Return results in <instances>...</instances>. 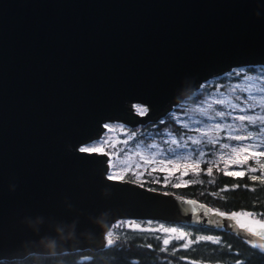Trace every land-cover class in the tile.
<instances>
[{
  "label": "water",
  "instance_id": "water-1",
  "mask_svg": "<svg viewBox=\"0 0 264 264\" xmlns=\"http://www.w3.org/2000/svg\"><path fill=\"white\" fill-rule=\"evenodd\" d=\"M259 63L264 0H0V258L99 248L121 217L264 243L193 213L183 201L212 208L196 197L108 180L110 156L78 150L107 120H158L206 79Z\"/></svg>",
  "mask_w": 264,
  "mask_h": 264
},
{
  "label": "snow or ice",
  "instance_id": "snow-or-ice-1",
  "mask_svg": "<svg viewBox=\"0 0 264 264\" xmlns=\"http://www.w3.org/2000/svg\"><path fill=\"white\" fill-rule=\"evenodd\" d=\"M244 72V69L233 70L232 72L226 73L228 77H240ZM214 82H209L211 86ZM224 85H218L215 87V91L209 93V97L204 101L201 106L193 109L194 113H197L199 117L203 119L189 117L188 122H182V127L188 129L190 132L195 133V135L181 136L179 139L172 137L169 134L170 139L164 141L165 144L174 145L175 147L161 148L159 144L152 143L143 146L145 150L141 151V145H136L135 150L128 149L127 145L131 141L136 133L133 132L128 135V138L119 143L123 144L125 147L116 150L114 153L112 151H105L103 147H80L78 150L81 153H98L110 156L109 165L112 168H122L123 171L127 172L132 170L134 167L137 170L143 169L148 172V175H152L154 172L166 173L164 176V184L167 186L169 180L168 177L174 175L176 172H180V176H187L191 174H199L201 171V164H207L205 170V175H213V166L217 167L219 170V164L223 162L224 164V175L240 178L251 172L256 173L258 169L254 166H249L248 168L241 171H228L226 170L230 165H235L242 167L248 165L249 160L255 161L259 164V170H261L260 175H251L249 179L253 182L261 181L264 183V163H261V158H264V74L260 77H253L247 75L243 77V82H237L230 85L227 89V94L221 91ZM242 93L243 95H237V93ZM215 106H221L217 108ZM259 109L257 112L256 110ZM140 115H144L147 112L145 108H137ZM252 113V114H249ZM177 122H181L177 118ZM249 126H252L253 130H249ZM105 128L108 125H104ZM110 130V129H109ZM223 133V136L221 135ZM224 141H248V143L240 144H230ZM101 145L110 144L111 141L105 139L98 142ZM192 146V147H190ZM207 146H211L216 149L214 152H206L204 149ZM218 146V147H217ZM115 149V145H113ZM178 149H183V152H178ZM120 152L124 153V156H120ZM171 154V155H169ZM138 157V161L133 165L129 163L133 157ZM208 156L209 159H205ZM115 159H120L121 164L118 166L114 163ZM150 169V170H149ZM137 175L142 176L143 171L137 173ZM108 180L120 181L123 179L122 176L117 175L116 172H112L107 176ZM179 179V177H177ZM154 182L159 183L158 178H154ZM203 183V181L187 180L182 183L173 184V187L188 186L192 183ZM210 183L213 181H209ZM143 186V185H141ZM240 187V185H232V189ZM244 187H248L245 185ZM152 191V189H149ZM250 190H255L250 189ZM221 191H229L227 185ZM184 203L191 205V211L196 213L198 210H203L204 216H218L222 219H228L235 221L239 225L240 229L245 230L248 234L258 237L261 241H264V223L260 221H255L254 223L259 225V229L250 226L238 219L240 216H252L249 212H232L226 213L219 211L218 209H213L207 207L204 204H199L196 200H186ZM198 205V208H197ZM210 224L220 225L219 220H210ZM129 227L135 229L139 228L134 222H129ZM231 227V225H228ZM164 233H176L178 229L165 227L160 225L159 229ZM187 234L181 231L176 237L177 239L185 238ZM109 239L107 243L112 244L110 237L112 233L108 234ZM202 241L220 243L219 237H214L211 235H201L193 239H188L186 243L181 245L182 248L187 249L193 243H199ZM170 243V238L163 239V245L166 250ZM252 247L258 248L264 251V243H256L255 241H249ZM151 247V245H149ZM179 250V249H177ZM239 264V257H236ZM192 264V262H189Z\"/></svg>",
  "mask_w": 264,
  "mask_h": 264
},
{
  "label": "trees",
  "instance_id": "trees-1",
  "mask_svg": "<svg viewBox=\"0 0 264 264\" xmlns=\"http://www.w3.org/2000/svg\"><path fill=\"white\" fill-rule=\"evenodd\" d=\"M245 67L252 71L255 70L253 64H245ZM226 73L228 72H223L203 81L197 89L187 96V99L196 102L206 91L210 92L213 87L223 85L228 79ZM210 81L214 82L211 86H209ZM167 126L180 134L183 131H186L185 134L189 133L187 129L182 127L181 123L176 122L168 114L158 120H149L134 126L129 125L128 131L135 132L136 138L148 139L152 133L161 135L160 133ZM111 149L114 150L113 147ZM260 174L261 171L249 172L243 179H240L226 176L224 170L215 168L212 176L205 175V170H201L191 180L203 181V183H192L186 187H173L170 184L165 186L162 182L157 183L148 178L142 182L149 187L196 197L210 204L212 208L226 213L245 211L258 216L259 219H264V183L261 181L253 182L249 179L251 175ZM127 177L134 178L130 174ZM209 181L213 182L210 183ZM225 185L228 186L229 191H221ZM232 185H240V187L233 190ZM245 185L248 187H244ZM253 188L254 191L250 190ZM142 220L147 219L121 217L115 220L108 230V234L112 233L111 245L107 243L95 249L84 247L65 249L54 253L32 251L21 257H2L0 264H189V262L192 264H238L236 257H239V264H264V251L252 247L248 241L239 238L234 233L216 226L182 223L195 231L203 232L205 235L219 237V244L202 241L193 243L189 248L184 249L181 247L184 242L174 239L169 243L166 250H163L165 249L163 245L164 235L159 234L160 231L142 225L135 229L128 226L129 222L138 225L137 222Z\"/></svg>",
  "mask_w": 264,
  "mask_h": 264
},
{
  "label": "rangeland",
  "instance_id": "rangeland-1",
  "mask_svg": "<svg viewBox=\"0 0 264 264\" xmlns=\"http://www.w3.org/2000/svg\"><path fill=\"white\" fill-rule=\"evenodd\" d=\"M253 65H255V70H253V71L246 69L245 65L234 66L233 68L227 70V72L229 73V72H232L233 70L238 71L240 69H244V72L241 74L240 77H235V76L228 77L227 81H225L223 83L224 87L221 88V91L225 92L227 94L228 87L234 83H237V82L242 83L244 76L251 75L253 77H260L262 74H264V63L253 64ZM213 91H215L214 87L211 89L210 92H213ZM210 92L206 91V93L204 95H202L197 101L195 100L196 102H194L191 99L190 100L187 99V96H186L180 102L176 103L168 111L167 114L170 117L174 118L176 120V122H177V118H179V120L181 121L179 123H181V124H182V122H188L189 117L203 119V117H199V115L197 113H194L192 110L201 106V104L208 99ZM237 95H243V94L238 92ZM133 105H134L135 109H137L138 107L146 109V105L142 102L135 101L133 103ZM215 107L220 108L221 106H215ZM256 111L258 112L259 109H257ZM249 114H252V113H249ZM105 124L108 125V127L105 128L104 131L99 136H96L94 138L89 139L88 141H85L84 143L81 144V146L82 147H94V148L103 147L105 149V151H112L113 153L118 149L124 148L125 146L119 142L126 140L128 138V135H130L132 133V132L128 131L129 125L123 121H118V120H113V119L107 120L105 122ZM133 130L135 131V128ZM249 130H253L252 126H249ZM185 133H186V131H183L181 134L177 133L170 126H167V127H164V129L160 133L161 135H157V134L152 133L148 136L149 137L148 139H144V137H141V138L134 137L131 141H129L127 148L135 150L136 145L139 144V145H141V151H150V150H145L143 146L148 145V144H152V143L159 144L161 148H165V149L168 147H175L174 145L165 144L164 141L170 139L169 134H171V136L175 137L176 139H179L181 136L195 135V133L190 132V131L187 134H185ZM145 135H146V133H145ZM221 135L223 136V133ZM105 139L111 141L112 143L104 144V145H101L98 143L100 140H105ZM222 142H227V143H230L233 145L240 144V143H248V141L238 142V141H224V140H222ZM113 145L116 146V148L114 150L111 149L113 147ZM190 147H192V146H190ZM204 150L206 152H209V153L216 151V149H213L211 146L205 147ZM177 151L183 152L184 150L178 149ZM169 155H171V154H169ZM120 156L123 157L124 153L120 152ZM138 159H139L138 157L134 156L132 158V160L129 161V163L134 165L138 161ZM205 159L207 160V159H209V157L206 156ZM108 160H110V157ZM260 162L264 163V158H261ZM114 163L119 166L121 164V160L115 159ZM207 166H208L207 164H201V170H206ZM249 166H254L258 169V171H261V170H259V164L255 163V161H253L251 159L249 160L248 165H244L242 167L230 165L226 170H228V171H241V170L248 168ZM215 168H217V167L213 166V170ZM219 169L225 170L223 162H221L219 164ZM140 171H143L142 176L137 175V173ZM112 172H116V174L122 176L123 179L128 178V179L134 180V181L139 182V183L144 184V185H146V184L143 183L142 180H145L146 178L153 179V180H154V178H158L159 181L164 184V176L166 175V173H161V172L157 171V172H154L150 176V175H148L147 171H144L143 169L137 170L134 167L132 168V170L125 172V171H123L122 168H119V167L118 168H112L109 165L108 173L110 174ZM129 174L131 176H133L134 178L127 177V175H129ZM194 175L195 174L190 173L187 176H180V172H176L174 175L168 177V180H169L168 184L173 185L176 183H182L183 181L191 180V178ZM177 177H179V179H177ZM233 212H235V211H233ZM244 212L245 211H240V213H244ZM227 213H232V212H227ZM146 219L147 220H145V221L142 220L140 222H137V224L139 226H141V225L147 226V227L154 229V230H158L160 225H164L165 227H169V228L178 229V231L176 233H164V232L158 230L161 232L159 234L164 235L163 236L164 239L170 238V242L174 241V239H177L176 237L179 235V233L181 231H183L187 235L185 236V238L177 239V240H180L184 243H186L188 239L195 240L196 237L201 236V235H205L203 232L195 231L193 228L185 226L184 224L179 223V222H173V221L168 222V220L165 221L163 219H155V218H146ZM238 219H240L242 222L249 224L250 226L256 228L257 230H260L259 225L255 224L254 222L260 221V222L264 223V219H259V217L255 216V215L240 216ZM262 231H264V230H262ZM192 234H193V236H192ZM177 244H179V243H177Z\"/></svg>",
  "mask_w": 264,
  "mask_h": 264
},
{
  "label": "clouds",
  "instance_id": "clouds-1",
  "mask_svg": "<svg viewBox=\"0 0 264 264\" xmlns=\"http://www.w3.org/2000/svg\"><path fill=\"white\" fill-rule=\"evenodd\" d=\"M256 15L258 16V15H259V13H256ZM47 247H48L50 250H52V251H53V253H54V249H55V242H50V243L47 245Z\"/></svg>",
  "mask_w": 264,
  "mask_h": 264
}]
</instances>
